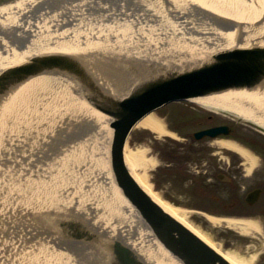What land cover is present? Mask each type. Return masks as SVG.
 I'll list each match as a JSON object with an SVG mask.
<instances>
[{"label": "water", "instance_id": "water-1", "mask_svg": "<svg viewBox=\"0 0 264 264\" xmlns=\"http://www.w3.org/2000/svg\"><path fill=\"white\" fill-rule=\"evenodd\" d=\"M181 1L46 14L37 42L67 51L0 72V264H232L153 200L125 160L136 123L168 103L264 109V0ZM137 11L157 49L128 52L129 39L73 49L110 14Z\"/></svg>", "mask_w": 264, "mask_h": 264}, {"label": "rangeland", "instance_id": "rangeland-1", "mask_svg": "<svg viewBox=\"0 0 264 264\" xmlns=\"http://www.w3.org/2000/svg\"><path fill=\"white\" fill-rule=\"evenodd\" d=\"M154 113L164 122L167 133L157 135L135 127L125 149L127 153L144 151L147 159L155 160V165L147 168L153 191L169 205L187 211L188 223L221 252L256 254L254 262L264 264V134L241 124L229 113L211 112L197 104L166 105ZM218 124L230 125L232 136L193 141L194 132ZM235 138L260 156L251 173L245 168L248 161L239 153L218 144ZM216 172L233 174L231 182L222 184L215 177ZM207 187L212 188L213 194L199 193L203 189L209 192ZM254 187H261L263 192L256 203L246 205L244 197ZM216 197L219 202L214 201ZM231 203L234 206H229ZM210 217L257 221L260 230L242 233L225 222H213Z\"/></svg>", "mask_w": 264, "mask_h": 264}, {"label": "bare ground", "instance_id": "bare-ground-1", "mask_svg": "<svg viewBox=\"0 0 264 264\" xmlns=\"http://www.w3.org/2000/svg\"><path fill=\"white\" fill-rule=\"evenodd\" d=\"M9 2L0 7V72L7 67L19 65L26 62L30 57L54 51H62L68 49V45L38 41L39 35H45V30L37 27L34 23H40V18L45 20V15L82 6H112V7H128L133 5L147 9L158 10L172 7L182 6L181 0H2ZM110 21L99 22V27L93 25L90 37L73 42V49L90 47V44L96 39L97 42L106 44L110 41H125L123 50H143L144 48L157 49L152 38L146 37L149 33L148 14L142 15L140 11L131 13L129 18L110 14ZM106 47V46H105ZM104 47V48H105ZM201 108L211 112H224L235 115L238 119L246 122L254 123L264 133V109L235 105V104H197ZM161 118L152 112L142 118L136 127L145 128L157 135L166 134ZM221 147L233 150L239 153L247 162V172H251L258 162L249 150L242 148L238 143L226 140L219 141ZM125 160L131 170L136 182L144 189L153 200L164 208L177 220L186 225L196 235L208 243L217 252L221 253L232 264H260L254 262L256 254L253 256H239L233 253L221 252L210 240H208L200 230L188 223V212L169 205L164 202L153 191L149 184L148 166L151 168L155 165L154 159H147L145 152L125 151ZM135 169V170H134ZM213 222H225L227 225L233 226L237 231L248 233L251 231H259L257 221L253 222L247 219L232 218H212Z\"/></svg>", "mask_w": 264, "mask_h": 264}, {"label": "flooded vegetation", "instance_id": "flooded-vegetation-1", "mask_svg": "<svg viewBox=\"0 0 264 264\" xmlns=\"http://www.w3.org/2000/svg\"><path fill=\"white\" fill-rule=\"evenodd\" d=\"M233 133V132H232ZM232 136V135H231ZM236 143H238V144H240L241 146H243V147H246V148H248L251 152H253L254 154H257V156H258V153H256L255 152V150L252 148V147H250L248 144H245V143H243V142H241L240 140H239V138H235V140H234ZM240 165H242V163L240 164ZM239 166V165H238ZM237 166V167H238ZM244 168V167H243ZM244 170V169H243ZM229 171V170H228ZM220 173H215V177H220V176H218ZM222 174H224V177H225V180H223V184H229L230 182H231V180L229 179V178H231V175H233V174H228V173H222ZM255 188H257V187H254V188H252V189H255ZM258 188H260V193L262 194V192H263V189L261 188V187H258ZM251 189V190H252ZM215 201L216 202H219V198L218 197H216L215 198ZM246 205H249V204H247L246 203ZM229 206H234V204L233 203H231ZM253 217V216H252ZM255 218V217H254Z\"/></svg>", "mask_w": 264, "mask_h": 264}]
</instances>
